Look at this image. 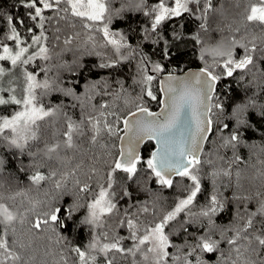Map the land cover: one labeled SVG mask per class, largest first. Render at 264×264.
Returning a JSON list of instances; mask_svg holds the SVG:
<instances>
[{
  "label": "trees",
  "instance_id": "1",
  "mask_svg": "<svg viewBox=\"0 0 264 264\" xmlns=\"http://www.w3.org/2000/svg\"><path fill=\"white\" fill-rule=\"evenodd\" d=\"M138 2L139 0H111L112 21L108 25L110 32L122 34L125 42L137 49L133 57L120 60V55L127 56L129 49L122 48L117 53L111 45L106 44L101 32L84 29L78 20L70 18L68 22L61 21L59 25L53 21L45 26L51 58L47 61L37 58L24 65L33 74H38V81L42 82L45 78L49 80L51 87L47 90L37 89L36 95L45 108H58V111L55 116L37 122L38 127L33 129L37 139H30L23 149L12 147L0 137V160L3 161L0 167V204L6 205L16 216L10 224L2 223L0 218V230L7 229L9 245L21 257L15 264H80L78 254L72 250L76 247L88 251L89 255H95V264H105L106 259L113 257V264H154L151 253H148L147 260L144 259L149 245L141 246V252L135 256L110 252L105 257L99 251L92 252L87 248L94 236H102L105 232L109 241L115 236H122L126 238L122 240V245L125 248L132 247L135 241L128 239L131 234L126 226L128 218L136 221L141 228L138 235H142L145 226L159 222L175 207L179 199L187 195L191 187V181L187 178L176 176L173 178V187L167 188L156 183V178L147 169L145 161L155 149L152 140L147 141L139 152L141 163L137 165L138 171L132 181L126 180L123 172L117 171L115 174L116 183L111 191L116 193L113 202L117 209L111 214H105L104 226L93 229L79 222L88 214L87 204L98 195L100 185L107 187V173L120 154V137L124 133L122 119L130 111H135L137 105L150 110L159 108V76L163 73L182 72L189 67H209L214 75L222 77L213 103L224 105L223 112L217 113L213 109L214 132L209 136L201 155L199 175L202 191L189 210L181 213L175 221L169 222L165 229L176 246L169 248L170 257L180 255L181 261L178 264H183V256L198 242L194 237L208 233L207 218L200 217L198 213L209 205L211 195L216 194L225 205L224 210L213 217L217 225L210 232L213 239H221L222 234L225 238L230 237L232 232L227 229L241 227L248 215L257 212L264 202V62L255 61V67L250 65L248 69H238L228 77L224 75L222 68L225 57L214 52L218 46H227L235 37L249 48L255 43L259 54L260 47H264V26L249 23L245 19L251 4L258 2L212 0L205 29L200 28L204 22L202 19L184 13L182 17L162 22L155 32L151 29L154 16L151 8L159 0H144L142 9H136ZM201 2L203 4V0ZM173 5L174 0H167V6ZM121 9L123 10L118 11ZM28 11L30 9L23 7L21 0H0V53L3 51V44L14 46L13 41L6 39L9 33L6 20L8 15L14 17L13 23L26 44L31 41V33L26 28L33 26L34 22L28 20ZM145 12L149 15H145ZM45 15L51 13L46 11ZM18 19H23L25 25L16 23ZM71 23H75V27L70 26ZM57 27L59 32L56 31ZM237 28L240 29L238 32ZM90 35L94 37V47L88 41ZM56 36L59 39H54ZM68 37L73 39L66 45L63 41ZM165 48L166 55L163 51ZM243 54L244 50L237 45L234 59H240ZM141 56L149 61L147 74L156 77L151 82L156 100H152L143 91L145 85L142 82ZM113 61L118 63L112 67H100ZM0 63L7 65L8 61ZM156 64L162 65L164 71L153 72L152 67ZM67 89H72L74 95H66L63 90ZM104 104L108 107L102 108L101 105ZM238 104L247 107L237 117L233 115V111ZM18 109V105H0V117H10ZM101 112L106 116L101 117ZM116 116L121 118L118 125L121 131L117 135H110L103 130L104 121L106 119L107 123L115 124ZM89 117L101 120L102 131L95 142L92 141L94 132ZM217 119L222 124L228 123L229 129L222 133L216 131ZM68 120L78 123L83 121V135H74L76 147L72 149L63 148L66 139L63 133L67 130ZM238 120L246 123L238 124ZM232 131H236L240 137V143L235 149L225 147L221 138L230 136ZM4 135L12 134L6 130ZM57 142L61 144V148L58 154L54 153L49 159L44 154L45 146ZM207 161L211 163H206ZM77 165L79 168H76ZM93 167L97 169L95 175L90 172ZM74 168L76 177L81 183L88 182L91 190L69 199L62 193L76 191L74 177H64V186L60 189L55 187V181ZM36 171H41L46 176L50 171H56L57 176L37 184L30 179ZM225 171L230 172V175H224ZM213 173L217 175L213 176ZM88 175H92L91 180ZM124 191L130 192L131 197H122L121 193ZM73 202L81 205L74 214L77 222L75 227L69 226L67 231L58 225L42 224L39 229L33 227L36 219H43V213L50 208ZM144 208L148 211H143ZM189 211L197 215L190 216ZM121 220L125 221L123 226L119 223ZM192 220L195 222L189 226L186 221ZM254 224L256 228L261 227L264 225V218L258 215L254 218ZM182 225L188 229L187 232L183 231ZM177 248L182 250L178 253ZM235 257L236 253L222 240L219 251L206 253L197 249L188 259L192 264H196L197 258L205 264H228L229 259ZM8 264L13 262L9 261ZM169 264H174L171 258Z\"/></svg>",
  "mask_w": 264,
  "mask_h": 264
},
{
  "label": "snow or ice",
  "instance_id": "2",
  "mask_svg": "<svg viewBox=\"0 0 264 264\" xmlns=\"http://www.w3.org/2000/svg\"><path fill=\"white\" fill-rule=\"evenodd\" d=\"M22 6L30 9L26 13L28 20L34 22L33 26L27 27L26 31L31 33L29 39L31 43L26 44L22 39L21 33L18 31L16 24L13 23L14 17L8 15L6 17L9 26V33L6 39L14 42L15 50L7 44H3V51L0 53V61H10L12 68L21 65H28L35 61L37 58L45 61L51 57L49 55V48L47 47L48 35L45 32L46 24H51L53 21L59 25L61 21L68 22L71 20H78L80 25L87 30L99 31L103 34L106 44L111 45L117 53H120L122 48L129 49L128 55H120V60H126L133 57L137 49L131 48L125 42V38L120 33L109 31L108 25L112 21V9L110 8L111 0H21ZM144 0H139L136 4V9H142ZM212 9V0H174V6H167V0H159L151 8V13L154 14L151 21V29L156 31L157 27L166 20H171L175 17H182L184 13L189 16L202 19L200 28H206L207 13ZM118 10V11H122ZM48 11L51 15H45ZM145 15L149 13L145 12ZM249 23H257L264 26V0H258V3L251 4L250 10L245 17ZM16 23L25 25L23 19H18ZM75 27V23H71ZM183 27V25H181ZM37 30L39 34H37ZM240 29L237 28L238 32ZM59 32V27L56 28ZM119 36V39L117 37ZM54 39H59L58 36ZM73 37H68L63 42L70 44ZM88 41L92 42L95 46L93 36L88 37ZM26 44V46H24ZM239 45L244 54L240 59H234V49ZM35 48L31 54L29 49ZM167 54V48L164 50ZM216 55L225 57L222 68L224 75L231 77L236 70L248 69L250 65L256 66L255 61L264 62V47H260L259 54L258 46L253 43L249 48L246 44H242L239 40L233 39L227 45L218 46L214 49ZM27 54V55H26ZM203 59V56H201ZM118 61H113L111 64H102L100 67H112ZM149 61L146 57L141 56V71L143 72V84L148 97L156 100V95L153 94L151 89V82L156 79L155 75H148ZM215 67V66H213ZM47 69H41L46 71ZM153 72H163L164 67L156 64L152 67ZM8 72L7 69L0 66V81ZM23 78L26 87L23 89L22 95L18 98L15 94V88H8L5 90L0 86V105L14 104L21 106V110L15 111L10 117H0V137L8 141L12 147L23 149L27 146L28 141L37 139L36 133L33 130L38 127L37 122L44 120L46 117H53L57 114L58 108L48 107L45 108L42 103L38 101L36 90H47L51 84L47 78L42 82L37 80L38 74L24 71ZM220 75H214L209 67H204L198 72L189 73L185 77H176L169 74L166 80L161 81V91L165 93L164 108L160 113L149 112L146 107L141 105L136 106V111H130L126 117L122 119L124 135L120 137L121 148L119 158L116 159L107 173L106 184L107 187L100 185L98 195L87 204L88 214L79 223L88 225L90 228H102L104 226L105 214H111L117 209V205L113 202V197L116 193L111 191L113 185L116 183L115 174L117 171L126 174L125 179L132 181L137 174V165L141 163V156L138 151L139 144L144 139H154L157 142V148L152 152L150 158L145 161L147 169L150 170L151 175L156 178V183L161 186L172 188L173 178L176 176L187 178L191 181V187L187 195L179 199L175 207L167 212L159 222L151 226L143 228V234L138 235L141 231L140 226L135 220L128 218L126 226L131 230L130 237L135 241L132 247L125 248L122 245V240L126 239L122 236H115L109 241L108 234L105 232L101 235H96L88 243L87 248L92 252L99 251L105 257L110 252L121 254H131L135 256L141 252V246L149 245L147 251L144 253V259H148V253L152 254L154 264H169L171 258L174 264L181 261L180 255L170 257L169 248L176 247L170 235L166 234L165 229L168 227L169 222L175 221L181 213L189 210L190 206L194 204L198 194L202 191L200 172V153L201 145L208 140L209 134L214 132L213 129V109L217 113L223 112L224 105L222 103H213L216 92V83L221 79ZM12 81H9L11 84ZM13 93L5 99L3 93ZM68 96H73L72 89L63 90ZM79 99V97H76ZM127 103V101H125ZM102 108H107L108 105H101ZM247 105L238 104L233 111L234 116H239L244 112ZM111 115H116L111 113ZM101 117H105L104 112L100 113ZM91 122L92 141L95 142L97 136L102 131L101 120L99 118H88ZM121 123V118L116 116L115 124L107 123L104 121V129L110 135H117L121 129L118 125ZM216 131L223 132L229 129L228 123H221L219 119L215 121ZM246 121L238 120V124H245ZM67 130L63 133L66 139L63 142V148L72 149L76 147L74 142V135L82 136L83 121L75 122L68 120L66 125ZM8 130L12 135H4ZM224 146H231L233 149L240 143L239 134L232 131L230 136H222ZM61 148L59 142L51 145H46L44 154L49 159L52 155L58 154ZM206 163H211L207 161ZM3 161L0 160V167ZM79 168V165L76 166ZM76 168L71 172L65 173L61 179L55 181V187L60 189L64 186V177H74L75 192L62 193L71 199L73 196H79L80 193H88L91 190V185L88 182L81 183V180L76 177ZM91 174H97V169L93 167L90 170ZM224 175H230V172L225 171ZM217 175L216 173L212 174ZM57 176L56 171H50L48 175H44L41 171H36L30 179L39 184L41 181L51 179ZM88 179H92V175H88ZM131 193L124 191L121 196L131 197ZM259 195V194H258ZM210 203L206 208H202L198 215L207 218L208 233L194 237L198 242L191 251L183 256V264H192L188 256L199 249L201 252L214 253L219 251L221 241L228 244L236 253L234 259L230 258L228 264H264V225L259 228L255 227L254 218L258 215L264 218V202L261 203L257 212L250 213L247 220L241 227L227 229L231 231L232 235L225 238L223 234L221 239H213L210 235L212 230L217 228L213 217L217 213L224 210V203L218 199L216 194L210 196ZM76 202L71 204H63L60 207L50 208L49 211L43 213V219L37 218L33 227L39 229L41 225H58L65 231L69 226L75 227L77 222L74 219L76 210L80 207ZM143 211L147 212L148 209L144 208ZM190 216L197 214L188 212ZM0 218L2 223L10 224L16 219L15 214L10 211L6 205L0 204ZM195 221H186L191 226ZM120 225L123 226L125 221L121 220ZM184 232L188 229L181 226ZM204 227V225H201ZM54 230V229H53ZM108 241V242H103ZM79 256L80 264H95L96 256L89 255L88 251H83L81 248L76 247L72 249ZM182 249L177 248L179 253ZM223 255V253H221ZM21 259L20 255L12 250L9 245L7 229L0 230V264H8L12 261L13 264ZM113 259H106L105 264H113ZM196 264H205L204 261L197 258Z\"/></svg>",
  "mask_w": 264,
  "mask_h": 264
},
{
  "label": "rangeland",
  "instance_id": "3",
  "mask_svg": "<svg viewBox=\"0 0 264 264\" xmlns=\"http://www.w3.org/2000/svg\"><path fill=\"white\" fill-rule=\"evenodd\" d=\"M256 2H258V0H256ZM28 43H31V41L28 42ZM24 46H26V44ZM12 48H14V50H15V45ZM35 50H36L35 48L29 49V53L28 54H31ZM0 66H2V67H4L5 69L8 70V72L3 77V80L0 81V86H2L5 90H7L10 87L15 88V90H16L15 94L19 98L22 95V93H23V89L26 87V84H25V81H24V78H23L22 74H23V72L25 70L28 71V72H30V71L28 69H26L24 67V65L17 66L16 68L13 69L12 66H11V62L10 61H8L7 65H4V64L0 63ZM9 81H12V83L9 84ZM12 94L13 93L7 92V91L5 93H3L5 99H7ZM11 105H14V104H11ZM19 110H21V106H19V109L17 111H19Z\"/></svg>",
  "mask_w": 264,
  "mask_h": 264
},
{
  "label": "water",
  "instance_id": "4",
  "mask_svg": "<svg viewBox=\"0 0 264 264\" xmlns=\"http://www.w3.org/2000/svg\"><path fill=\"white\" fill-rule=\"evenodd\" d=\"M202 68H204V67H201V66H197V67H189V68H187L186 70H184V71H182V72H173V73H163V74H161L160 76H159V89H160V93H161V102H160V106H159V108L158 109H156V110H150V109H148L149 110V112H154V113H160L161 112V110L164 108V100H165V93L163 92V91H161V81H164V80H166V77L169 75V74H171V75H173V76H176V77H185L187 74H189V73H194V72H198L199 70H201ZM219 82V81H218ZM218 82L216 83V89H217V85H218ZM136 111V110H135ZM124 131H126L125 129H124ZM123 135H124V133H123ZM211 134H209V136H210ZM153 142H154V144H155V149L153 150V152L156 150V148H157V142H156V140H154V139H151ZM147 141H149V139H144L140 144H139V147H138V151L140 152V150L142 149V147L144 146V144L147 142ZM206 142H207V140L201 145V153H200V159H201V155H202V153H203V151H204V148H205V145H206Z\"/></svg>",
  "mask_w": 264,
  "mask_h": 264
}]
</instances>
